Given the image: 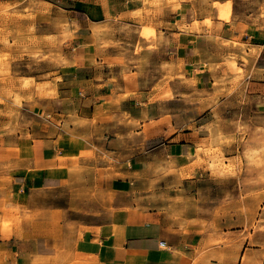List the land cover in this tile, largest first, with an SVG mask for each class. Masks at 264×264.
<instances>
[{
    "label": "crops",
    "instance_id": "1",
    "mask_svg": "<svg viewBox=\"0 0 264 264\" xmlns=\"http://www.w3.org/2000/svg\"><path fill=\"white\" fill-rule=\"evenodd\" d=\"M35 1L63 12L72 37L65 65L20 76L49 75L53 95L14 106L17 120L0 97V264H264V232L208 225L217 188L198 152L233 95L231 60L243 74L244 59L263 63L264 28L241 17L264 0H207L198 12L187 0ZM228 2L236 20L216 9ZM261 69L243 83L261 93L264 114ZM160 83L169 97L154 100ZM156 165L182 176L151 191ZM159 193L179 213L151 205Z\"/></svg>",
    "mask_w": 264,
    "mask_h": 264
},
{
    "label": "rangeland",
    "instance_id": "2",
    "mask_svg": "<svg viewBox=\"0 0 264 264\" xmlns=\"http://www.w3.org/2000/svg\"><path fill=\"white\" fill-rule=\"evenodd\" d=\"M187 1L193 6L195 12H198L207 2V0ZM233 5L232 2L217 4L216 9L219 13L223 9L222 11L229 15L228 20H233ZM234 17L237 16L234 15ZM241 18L246 25L258 24L264 28V2L257 6L252 17L242 16ZM71 37L68 17L44 3L35 0H15L0 4V97L11 103L8 113L16 120L20 113L13 108L14 106L20 107L22 101H32L37 94L41 95L46 91V95H53L50 85L46 83L49 75L40 78L44 80L42 83L20 76L26 73L35 74L38 71L36 63H42L45 66L48 64L50 66L51 63L61 67L65 65L67 63L66 45ZM258 56L262 59L260 62L263 61L262 64L259 63L261 65H249L250 61L247 58L243 60L245 65L249 66L245 74L237 69L236 61L231 60L228 72L231 73V70H234L235 78L226 91L233 95L224 99L221 111L215 113V127L210 126L208 129L211 141L205 149L200 148L198 151L200 154L204 153L210 162V164L204 162L207 165L205 169L212 170L214 173L211 184L217 190L210 196L214 204V218L208 225L219 233L233 226L242 227L247 232H264V114L259 112L262 103L256 98V94L261 93L253 84L244 85L243 83L245 77L262 71L264 48L259 50ZM143 57L145 59L147 55L143 53ZM130 70L129 67H122L123 74L129 75ZM136 70L138 69L135 68ZM134 77L138 79L137 72ZM133 84L138 89V81ZM163 86L164 84L160 83L154 87V100L169 97L165 93L161 95V91H164ZM249 93L251 95L246 97ZM162 116L163 121L167 122L168 118L165 115ZM150 173L153 181L150 186L151 191L160 187L158 184L164 176H182L180 170L169 169L163 173V169L157 165L155 169L150 170ZM193 174H196V167L189 172L188 176ZM94 196L101 197L98 194ZM146 196H148L146 193L140 196L141 203L146 201ZM174 204H179V200H173L171 194L159 193L151 201V205L170 208L169 218L173 217L174 213H179L180 209L173 206ZM205 206L211 205L206 201ZM207 207H204V212H211ZM30 216L29 213L25 217L30 218ZM228 221L236 223L228 225Z\"/></svg>",
    "mask_w": 264,
    "mask_h": 264
},
{
    "label": "built area",
    "instance_id": "3",
    "mask_svg": "<svg viewBox=\"0 0 264 264\" xmlns=\"http://www.w3.org/2000/svg\"><path fill=\"white\" fill-rule=\"evenodd\" d=\"M162 245H164V244H162Z\"/></svg>",
    "mask_w": 264,
    "mask_h": 264
}]
</instances>
